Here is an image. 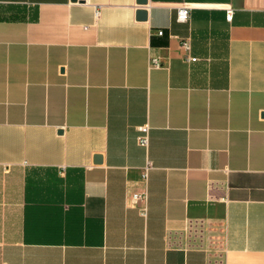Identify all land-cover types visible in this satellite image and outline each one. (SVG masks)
I'll return each mask as SVG.
<instances>
[{
	"label": "crops",
	"instance_id": "crops-1",
	"mask_svg": "<svg viewBox=\"0 0 264 264\" xmlns=\"http://www.w3.org/2000/svg\"><path fill=\"white\" fill-rule=\"evenodd\" d=\"M0 264H264V0H0Z\"/></svg>",
	"mask_w": 264,
	"mask_h": 264
},
{
	"label": "built area",
	"instance_id": "built-area-1",
	"mask_svg": "<svg viewBox=\"0 0 264 264\" xmlns=\"http://www.w3.org/2000/svg\"><path fill=\"white\" fill-rule=\"evenodd\" d=\"M187 16H188V8L186 6H182L178 11V19L180 21H185L187 19ZM232 16H233V10L230 8H227L226 9V20L231 21ZM158 35H162V32H158ZM181 48L184 49L185 51H189V49H190L189 42L187 40L183 41L181 44ZM189 61L195 62V61H197V58H189ZM152 66L153 67H160V63L153 60ZM139 131L142 133V135L139 138L138 143L141 147L146 148L148 146L149 128H148V126H144V127L139 128ZM150 168H151V164L148 162L142 171V177L144 179H147ZM132 198L134 201L139 202V201H145L146 196L144 194H138L137 193V194H134L132 196Z\"/></svg>",
	"mask_w": 264,
	"mask_h": 264
},
{
	"label": "water",
	"instance_id": "water-1",
	"mask_svg": "<svg viewBox=\"0 0 264 264\" xmlns=\"http://www.w3.org/2000/svg\"><path fill=\"white\" fill-rule=\"evenodd\" d=\"M72 1H75V0H72ZM139 4H145L146 3V0H137Z\"/></svg>",
	"mask_w": 264,
	"mask_h": 264
}]
</instances>
